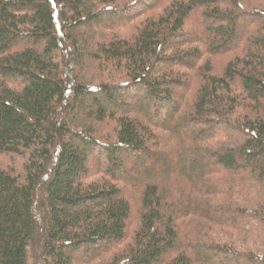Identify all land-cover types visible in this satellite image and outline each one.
Segmentation results:
<instances>
[{
	"label": "trees",
	"instance_id": "1",
	"mask_svg": "<svg viewBox=\"0 0 264 264\" xmlns=\"http://www.w3.org/2000/svg\"><path fill=\"white\" fill-rule=\"evenodd\" d=\"M151 1L0 0V264H264V0Z\"/></svg>",
	"mask_w": 264,
	"mask_h": 264
},
{
	"label": "rangeland",
	"instance_id": "2",
	"mask_svg": "<svg viewBox=\"0 0 264 264\" xmlns=\"http://www.w3.org/2000/svg\"><path fill=\"white\" fill-rule=\"evenodd\" d=\"M148 2H150V4L151 5H153L154 3L151 1V0H148ZM132 15V13L131 14H129L128 15V17L129 16H131ZM131 26H135V24L134 25H128V26H126L124 29H123V32H129V31H131ZM143 102H137V104H135V107H138L137 105L139 104V105H143L142 104ZM134 104V103H133ZM164 123H165V121L164 120H162L161 121V124L162 125H164ZM153 163H150L149 165H147V169H150V166L152 165ZM127 191H128V188H127ZM238 241L240 242V247H242L243 248V250H246V249H252V246L251 245H247L246 243H243L242 241H240L239 239H238Z\"/></svg>",
	"mask_w": 264,
	"mask_h": 264
}]
</instances>
